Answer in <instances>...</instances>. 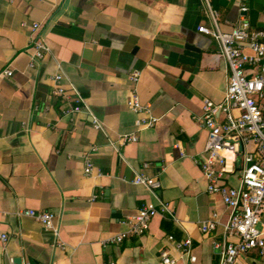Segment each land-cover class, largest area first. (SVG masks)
Returning a JSON list of instances; mask_svg holds the SVG:
<instances>
[{
  "label": "crops",
  "instance_id": "obj_1",
  "mask_svg": "<svg viewBox=\"0 0 264 264\" xmlns=\"http://www.w3.org/2000/svg\"><path fill=\"white\" fill-rule=\"evenodd\" d=\"M211 4L224 32L244 18L264 30V0ZM34 22L49 52L31 67ZM203 25L212 26L203 0H0V73L13 70L0 76V231L8 234L0 264H159L163 250L178 264H219L214 242L223 239L229 210L207 192L198 159L209 135L204 101L224 100L229 68L218 42L199 31ZM187 44L201 49L195 64L180 61ZM135 69L142 100L160 120L121 144V135L136 130L127 104ZM58 72L86 100L74 120L63 112L70 103L51 95ZM86 154L96 166L92 176L84 172ZM139 171L160 181L156 196L133 182ZM159 200L168 209L148 230L111 241L129 231L127 218L146 201ZM28 209L54 213L58 235L21 214ZM214 211L220 224L204 234L200 223ZM171 235L192 239L195 261ZM237 264H264V256L252 250Z\"/></svg>",
  "mask_w": 264,
  "mask_h": 264
},
{
  "label": "built area",
  "instance_id": "obj_2",
  "mask_svg": "<svg viewBox=\"0 0 264 264\" xmlns=\"http://www.w3.org/2000/svg\"><path fill=\"white\" fill-rule=\"evenodd\" d=\"M212 26H200L199 31L212 36L220 46L222 56L229 68L228 84L222 102L205 99L201 121L208 129V141L202 156L198 159L204 177L207 180V192L219 194L229 210L224 223V234L221 241H215L214 247L220 255L219 264H237L239 257L252 250L264 256V231L259 227L264 216V30L255 29L247 19L233 24L232 29L224 32L219 27L220 14L211 4V0H203ZM242 12L248 6L242 4ZM31 43L34 47L30 55V66L36 67L49 52V46L40 32V24L31 26ZM12 76L13 70L6 69L0 76ZM141 70L130 73L132 88L127 102L128 107L136 114L134 132L121 135L119 142L128 144L139 140L138 132L155 127L160 118L156 116L149 103H144L139 92ZM61 72L50 77L51 95L64 98L69 106L64 114L74 120V116L88 109L85 98L74 86L70 90L63 82ZM96 128H103L98 119L93 120ZM96 148H93L95 150ZM149 164L145 163L144 167ZM96 166L89 154L84 157V172L92 176ZM235 180L237 184H233ZM135 184L145 186L153 195L160 187L156 177L143 171L136 172ZM168 205L159 200V204L146 201L137 214L129 216L126 223L129 231L115 236L112 242H122L129 234H143L148 230L150 222L159 212H165ZM21 214L39 220L45 229L58 235L56 215L49 211L34 209L23 210ZM220 224V214L214 211L202 220L200 229L204 234L212 233ZM8 234L0 231V240L5 242ZM180 254L193 255L191 238L176 240ZM103 264H116L115 261ZM159 264H178V259L169 250H163Z\"/></svg>",
  "mask_w": 264,
  "mask_h": 264
},
{
  "label": "water",
  "instance_id": "obj_3",
  "mask_svg": "<svg viewBox=\"0 0 264 264\" xmlns=\"http://www.w3.org/2000/svg\"><path fill=\"white\" fill-rule=\"evenodd\" d=\"M201 49L197 46L187 44L185 50L180 57V61L188 64H195V62L201 57ZM20 260H18L19 262Z\"/></svg>",
  "mask_w": 264,
  "mask_h": 264
}]
</instances>
